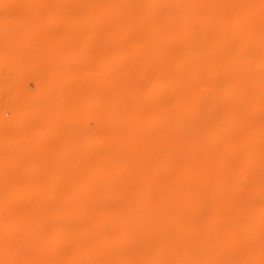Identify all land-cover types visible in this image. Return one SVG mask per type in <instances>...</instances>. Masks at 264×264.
I'll return each mask as SVG.
<instances>
[{
    "label": "bare ground",
    "instance_id": "6f19581e",
    "mask_svg": "<svg viewBox=\"0 0 264 264\" xmlns=\"http://www.w3.org/2000/svg\"><path fill=\"white\" fill-rule=\"evenodd\" d=\"M0 264H264V0H0Z\"/></svg>",
    "mask_w": 264,
    "mask_h": 264
}]
</instances>
